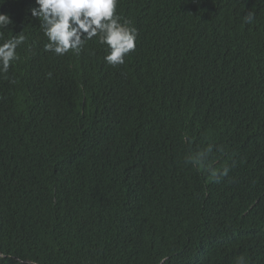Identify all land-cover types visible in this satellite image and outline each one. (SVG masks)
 <instances>
[{"label": "trees", "instance_id": "obj_1", "mask_svg": "<svg viewBox=\"0 0 264 264\" xmlns=\"http://www.w3.org/2000/svg\"><path fill=\"white\" fill-rule=\"evenodd\" d=\"M36 6L0 0V264H264V0H119L117 66Z\"/></svg>", "mask_w": 264, "mask_h": 264}, {"label": "clouds", "instance_id": "obj_2", "mask_svg": "<svg viewBox=\"0 0 264 264\" xmlns=\"http://www.w3.org/2000/svg\"><path fill=\"white\" fill-rule=\"evenodd\" d=\"M119 0H35L31 14L40 21V26L49 43L46 51L64 55L78 52L86 40L98 36L101 44L109 48L105 60L112 66L125 63L126 55L135 50L137 31L128 21L121 22L116 13ZM245 22L252 19L251 13ZM11 23L8 15L0 14V27ZM25 40L23 35L0 44V71L7 72L12 62L19 57L16 49ZM226 174V170L225 173ZM237 264H245L240 258Z\"/></svg>", "mask_w": 264, "mask_h": 264}]
</instances>
